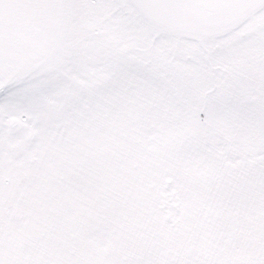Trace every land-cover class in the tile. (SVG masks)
Masks as SVG:
<instances>
[{
	"label": "snow or ice",
	"instance_id": "snow-or-ice-1",
	"mask_svg": "<svg viewBox=\"0 0 264 264\" xmlns=\"http://www.w3.org/2000/svg\"><path fill=\"white\" fill-rule=\"evenodd\" d=\"M0 264H264V0H0Z\"/></svg>",
	"mask_w": 264,
	"mask_h": 264
}]
</instances>
